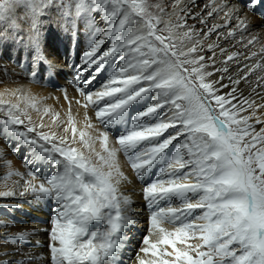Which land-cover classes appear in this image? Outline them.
Returning a JSON list of instances; mask_svg holds the SVG:
<instances>
[{
    "label": "snow or ice",
    "instance_id": "obj_1",
    "mask_svg": "<svg viewBox=\"0 0 264 264\" xmlns=\"http://www.w3.org/2000/svg\"><path fill=\"white\" fill-rule=\"evenodd\" d=\"M16 4L31 23L27 41L19 33L11 39L34 53L33 82L44 79V70L56 75L41 49V17L59 14L73 48L81 28L89 37L72 81L78 95L60 89L69 105L66 119L47 98L23 86L0 92V134L9 146L15 142L18 158L21 148L27 149L24 174L11 171L0 150L8 176L23 181L0 191V198L55 202L45 230L50 264H264V63H242L256 53L230 52L219 43L247 32L252 21L242 13H255L264 0H213L206 15L197 10V0ZM12 7L11 0H0V22L18 29L17 16L9 15ZM221 12L224 23L209 26L208 17ZM213 34L217 40L209 42ZM8 39L0 38V56L12 60ZM109 69L100 88L90 89ZM242 83L251 87L247 96L239 89ZM73 106L84 110L82 119L73 115ZM121 152L141 180L148 211L135 261L126 250L133 246L129 232L138 221L131 215L132 201L121 192V184L129 182L119 166ZM0 226L9 224L0 220ZM39 231L6 234L5 242L30 244ZM36 261L43 257L31 250L0 251V264Z\"/></svg>",
    "mask_w": 264,
    "mask_h": 264
},
{
    "label": "bare ground",
    "instance_id": "obj_2",
    "mask_svg": "<svg viewBox=\"0 0 264 264\" xmlns=\"http://www.w3.org/2000/svg\"><path fill=\"white\" fill-rule=\"evenodd\" d=\"M207 1H211L212 6L213 0ZM228 2L236 3V0H228ZM197 3L200 4L201 0H197ZM211 6L208 8V11L211 10ZM9 15L17 16V20L19 19L17 22L19 24V28L13 29L11 27L10 21L0 22V38L4 37L5 35L9 37L6 43L11 46L13 57L12 60H9L7 55L0 56V92H3L5 88L15 89L23 86V88L29 90L36 97L47 98L45 100L46 104L55 107L56 110L61 112L62 117L66 119V116L64 114L67 111L69 105L66 101L63 100V93L60 89H66L69 97L78 95L74 90L72 81L76 76V66L80 65L81 63L82 52L87 48L89 37L84 33L83 28V31L82 29H80L81 34L76 41L75 48H73L69 37H66L63 34L60 37L53 30L54 26H56L57 24L61 25V23L63 22L60 16L58 14H49L48 19L50 21V24L47 26H42V24L39 25L42 40L41 49L48 60L52 61L55 64L56 75H53L50 71L44 70V79L40 80V82H33L30 77L29 69L33 64L32 57L34 53L31 50L24 49L21 45H18L14 42L13 39H11L19 33V35L23 36L24 41H27L31 20L30 18L25 16V13L22 11V7L12 9ZM221 15H223V12H221L219 16ZM242 15H246L252 21L249 30L242 34L240 32H237L235 38H221L219 43L222 47L228 49L230 52L239 51L245 53V55L248 56H251L252 53H256L255 57L244 60L242 61V63H247L249 65L255 64L257 63V61L264 63V29L261 28V24H264V20L261 19V17L264 16V7L257 8L255 13L245 10ZM208 21L209 26H211L213 23H224L223 20H215V14L214 17H208ZM189 23L191 24L193 23V21L189 20ZM235 23L236 21L233 20L232 25L234 26ZM197 25L198 27H201V25ZM221 31L227 32V29H221ZM253 37H256L257 40L252 45H249L247 48L242 47V43H246ZM45 39L48 40L47 44H45ZM216 40L217 37L215 34H213L209 42ZM2 47L3 45H0V50H2ZM7 64L9 66H6ZM10 65L16 66L14 69H12ZM43 68L46 69V65H44ZM234 68L235 65H233V69ZM4 69H7L8 74H5V72L3 71ZM41 70L42 69L40 67L37 68L38 72H40ZM110 71L111 69H109L108 72L99 75L97 79L90 85V89H93L94 87L99 85L101 82L100 79L103 78L104 75V77L107 79L108 75H110ZM233 74H235V72H233ZM258 74L259 73L257 72V74L251 75L250 79L252 81H255ZM83 75L88 76V73H84ZM37 79L39 80V76L37 77ZM225 83H227V80H225ZM56 86H62V88L56 90L54 89V87ZM239 89L244 93L245 96L249 95V93L251 92V87L247 84L242 83L239 86ZM50 97H61V99L57 101L56 99ZM256 99L259 100V97H256ZM83 111L84 110L82 108H77L76 106H73L72 108L73 115L77 116L78 120L82 119ZM77 113H79V115H77ZM89 115L93 118V123H96L94 112L89 110ZM33 118L38 119V116L35 112H33ZM96 126L98 128L101 127L98 123ZM0 132H2V128H0ZM4 142L5 138L2 134H0V148L3 146ZM97 150H99V144H97ZM23 154H27L26 148H21L19 156ZM7 160L11 162V171H19L22 174L26 173L27 170L24 167L22 158H18L16 155H14ZM118 161L121 171H123L124 174L129 178V182L121 184V192L129 196L130 200L132 201L131 208L133 209V211L131 212V215H133L138 221V223L134 227H132L129 232V235L133 238V246L130 251L126 250L128 252V255L132 256V260L135 261V254L139 247L140 238L145 233L146 224L144 223L143 219H146L148 211L144 206V200L141 193V188L143 187L141 180L136 176L135 172L128 164L127 158L125 157L123 152L118 154ZM54 167L55 166L45 167V174H50L54 170ZM48 168H50V172H48ZM9 170L10 169L5 166V171L9 172ZM20 180L21 178L18 176H8L5 180L0 182V191L12 190L15 186V182ZM5 185H7V188L5 187ZM9 200H11L10 202H17L18 204H20V206L15 210L11 208L9 210L0 208V220L6 221L9 224L8 227L0 226V251L13 250L14 248H22L24 252H28L29 250H31L33 253L43 257V262L36 261L34 262V264H50L49 249L47 247L48 235L45 230L50 227V215H48V211H50L51 205H55V202L35 201L31 198L25 200L23 198H20L19 196L12 197ZM173 206H179V202L173 201ZM22 208L28 209L26 214L22 213ZM33 214L37 215V218L32 216ZM17 217H19V219ZM22 220H24L25 222L29 220L34 221L25 224L16 222ZM13 221L15 224L13 223ZM23 229H39L40 231L31 238L30 244H23L19 247L18 244L13 245L11 242H5L6 234H15L20 231H24ZM36 244H38L39 246L32 247V245ZM16 258L19 259L20 257L17 256ZM125 258H127V256Z\"/></svg>",
    "mask_w": 264,
    "mask_h": 264
},
{
    "label": "rangeland",
    "instance_id": "obj_3",
    "mask_svg": "<svg viewBox=\"0 0 264 264\" xmlns=\"http://www.w3.org/2000/svg\"><path fill=\"white\" fill-rule=\"evenodd\" d=\"M11 3H12V5H13V7H12V9H17V8H19V7H22V6H20V5H17L16 4V0H11ZM200 5V9H197L198 11H202L203 12V14H206V12L208 11V8L211 6V1H207V0H201V3L199 4ZM205 5H207L208 7L207 8H205ZM11 9V10H12ZM10 10V11H11ZM73 11H74V9H73ZM59 15V14H58ZM48 16H49V13H46L43 17H42V20H41V22H43V23H40V24H42V26H47V25H49L50 24V21H49V19H48ZM221 17H223V15H221V16H215V20H217V21H222L223 19L221 18ZM19 20V19H18ZM18 20H17V22H18ZM63 23V22H62ZM61 23V24H62ZM197 27H198V25H196ZM82 29V28H81ZM53 30H54V32L57 34V35H59L60 37L62 36V31H61V25L60 24H57L56 26H54L53 27ZM255 30V29H254ZM253 30V31H254ZM82 31H83V29H82ZM46 43L45 44H47V42H48V40L47 39H45L44 40ZM42 46V45H41ZM60 48V47H59ZM45 52V51H44ZM6 66H9L8 64L6 65ZM15 66L16 65H10V67L12 68V69H14L15 68ZM61 71V70H60ZM112 71V70H111ZM111 71H110V74H111ZM107 75V74H106ZM105 76V75H104ZM103 76V78H101L100 80H101V82H100V84L99 85H97L96 87H94L92 90H95V89H98V88H100V86L102 85V83H104L105 82V77ZM109 76V75H108ZM108 78V77H107ZM60 88H62V86H56V87H54V89H56V90H59ZM94 116H95V114H94ZM0 128H2V126H0ZM4 146V147H3ZM3 146L0 148V150H2L3 152H4V154L6 155V157H7V159H9V158H11V157H13L14 155H13V153H12V151H13V148L15 147V142L13 141L12 142V145L11 146H9V144L8 143H3ZM25 156V154H23V155H20L19 157L20 158H23ZM23 160V159H22ZM53 170V169H52ZM51 170H50V168H48V172H50ZM8 177V172L7 171H5V165H4V163H3V161L2 160H0V182L1 181H3V180H5L6 178ZM20 182H22L23 183V181L22 180H20ZM10 198H12V197H10ZM10 198H0V203H3L4 205H7V204H18L17 202L15 203V202H10L11 200H9ZM19 206H20V204H18ZM54 206L55 205H51L50 206V211H48V215H52V214H54ZM0 208H5V209H10V208H8V207H0ZM22 213L23 214H26L27 213V211H28V209H23L22 208ZM13 213V212H12ZM0 215H1V213H0ZM28 215V214H27ZM32 216H34V217H36L37 218V215H32ZM27 217V216H26ZM18 219H19V217H17ZM47 218V217H46ZM147 218V217H146ZM145 219V218H144ZM143 219V221H144V223H145V221H146V219L144 220ZM31 221H34V220H29V221H27V222H25L24 220H22V221H16L17 223H21V224H25V223H29V222H31ZM15 224V223H14ZM16 226H17V224H16ZM138 226V225H137ZM24 230V229H23ZM18 244V246L20 247V245H23V244H19V243H17ZM29 246V245H28ZM30 247V246H29Z\"/></svg>",
    "mask_w": 264,
    "mask_h": 264
}]
</instances>
